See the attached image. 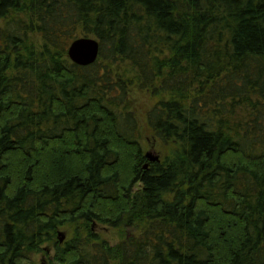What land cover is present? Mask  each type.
Masks as SVG:
<instances>
[{
  "label": "trees",
  "instance_id": "16d2710c",
  "mask_svg": "<svg viewBox=\"0 0 264 264\" xmlns=\"http://www.w3.org/2000/svg\"><path fill=\"white\" fill-rule=\"evenodd\" d=\"M80 38L93 65L68 56ZM135 92L157 98L156 162ZM50 248L49 264H264V0H0V264Z\"/></svg>",
  "mask_w": 264,
  "mask_h": 264
},
{
  "label": "rangeland",
  "instance_id": "374dc122",
  "mask_svg": "<svg viewBox=\"0 0 264 264\" xmlns=\"http://www.w3.org/2000/svg\"><path fill=\"white\" fill-rule=\"evenodd\" d=\"M157 98L151 92H135L130 99L131 105H133V111L136 116L137 126L139 127L142 143L144 145L145 153L153 152L159 157L166 155L168 148L155 139L151 127L148 124L147 114L150 109L155 105ZM120 229L106 228L102 229L103 235L110 239V242L114 245L121 239ZM60 232L65 235L67 232L63 229ZM67 237V236H66ZM59 240V238H58ZM60 242V241H59ZM54 251L52 248L46 249L45 252L38 254L34 258V264H49L52 260Z\"/></svg>",
  "mask_w": 264,
  "mask_h": 264
},
{
  "label": "water",
  "instance_id": "95a60500",
  "mask_svg": "<svg viewBox=\"0 0 264 264\" xmlns=\"http://www.w3.org/2000/svg\"><path fill=\"white\" fill-rule=\"evenodd\" d=\"M100 53V43L98 40L93 38H80L75 40L71 43L69 50H68V56L70 60L83 67H87L90 65H93ZM146 157L149 162H156L159 161L160 157L153 152H147ZM147 163L145 165V168H148ZM58 238L61 244L64 243L66 240V235L62 232L58 233ZM43 264H45L43 262Z\"/></svg>",
  "mask_w": 264,
  "mask_h": 264
}]
</instances>
